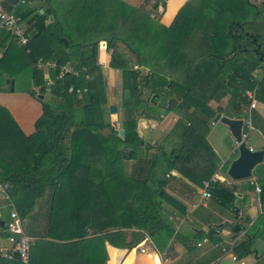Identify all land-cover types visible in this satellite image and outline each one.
<instances>
[{
  "label": "trees",
  "instance_id": "trees-1",
  "mask_svg": "<svg viewBox=\"0 0 264 264\" xmlns=\"http://www.w3.org/2000/svg\"><path fill=\"white\" fill-rule=\"evenodd\" d=\"M42 1V12L36 10L26 28L31 31L28 53L24 47L17 48V53L9 30L0 28V91L9 90L5 80L17 79L19 84L13 91L39 100L41 110L33 124L30 145L20 131L14 133L17 125L0 106V183L6 184L8 199L21 222L46 188H52L50 195L56 198L59 204L55 208L60 211L52 208L47 220L53 231L47 235L63 241L53 243L63 260L80 258L81 264H102L104 241L130 249L146 237L153 250L160 252L174 233L160 211L163 201L175 203L163 190L166 175L174 169L201 185V180L209 179L215 170L216 157L205 135L221 108H213L208 102L227 96L228 105L238 108L248 103L243 95L247 89H254V99L264 102V72L259 80L253 75L264 66V2L186 0L165 26L123 0H69L63 6L58 0ZM2 4L22 19L27 15L14 11V6L4 0ZM151 8L161 14L165 0H155ZM34 35L41 39L33 45ZM60 37L66 38V45ZM100 41L110 49L109 67L120 70L121 87L127 95L122 103L121 137L106 117L104 84L96 70L100 66L95 49ZM116 42L128 54L118 51ZM102 48L100 60L105 56ZM38 56L54 61L57 67L70 62L78 73L58 79L54 71H49L53 84L47 87L42 71L35 68ZM129 56L133 57L134 68ZM81 65L88 67L89 77L79 71ZM141 67L149 71L148 75L141 74ZM145 86L158 96L155 103L140 99ZM46 93V100L39 98ZM165 100L177 108L176 141L172 136L168 148L157 143L152 146L157 151L146 155L142 151L149 145L142 143L137 133V118H154L155 109L150 105L161 107ZM102 129L108 131L105 136L99 132ZM130 159H135V166L129 175L122 162ZM12 160L21 164L7 170L6 162ZM117 160L121 168L111 171V164ZM252 174L263 207L264 162ZM217 189L226 193L224 202L228 205L233 187L225 189L211 181L209 192L216 193ZM258 224H263L260 218L250 226L255 229ZM232 228L237 230L238 226ZM175 237L188 249L195 244L188 237ZM246 241L233 248L236 258L247 254ZM32 247L29 245L25 264H32ZM0 264L23 263L15 254L9 260L0 258Z\"/></svg>",
  "mask_w": 264,
  "mask_h": 264
},
{
  "label": "crops",
  "instance_id": "crops-1",
  "mask_svg": "<svg viewBox=\"0 0 264 264\" xmlns=\"http://www.w3.org/2000/svg\"><path fill=\"white\" fill-rule=\"evenodd\" d=\"M4 1L13 5L14 11L27 13L25 18H23V26L25 30L30 26V23L32 22L31 18L35 11L40 9V12H42V9L39 8L43 2L42 0H16L14 3H11L7 0ZM130 1L131 0H126V2ZM185 1L186 0H183L175 6L173 13L168 19L163 18L165 11L164 9L160 14L159 22L165 26L169 25V21L172 20L174 14L176 13V7L181 6ZM138 3H140V0H138ZM3 6L2 0H0V10H5ZM10 12L14 13L12 11ZM26 33H28L30 40L31 31L27 32L26 30ZM10 35L12 34L10 33ZM15 44V48H19L17 43ZM0 57H2L1 50ZM262 69L263 68L258 70L256 69L253 72L254 77L258 80L261 79ZM5 83H8V81L5 80ZM12 87L14 89L15 85L12 84ZM13 89L11 91H13ZM11 91H0V94L4 93L5 95ZM23 93L26 94V97H24L22 100L19 99L21 102L20 105L0 102V106L8 111L12 120L23 132V134L24 132L30 134L34 131V128L31 132H28L26 128L29 126V123L27 121L28 124L25 125L24 121L25 110L27 109L25 107H30V104L32 106L30 101L31 96L25 92ZM219 101L215 102L211 100L208 102V105L213 108L215 106L220 107ZM226 102L228 104L227 97ZM248 106L249 104L247 103L245 105L240 104L238 108L228 107L229 113L225 116L228 118H240L243 121L249 119L250 127L245 129L243 126V130L245 129V137L243 140L245 142V139L248 135L247 130L251 128L256 135V139L251 143L245 142V144L253 150L259 148L263 149L264 102L254 99V107L248 109ZM40 112L41 110L39 111V114ZM222 113L223 112L221 111L219 115H223ZM246 113L248 118L244 119L243 114ZM38 116L39 115L37 114L36 118ZM210 125H213V121H210L208 127ZM208 132L205 135V140L213 151L215 157L220 159V163H216L215 170L209 179L212 181H217L219 186L222 188L229 189L230 187H233V198L231 199L230 203L227 205L226 202H224L226 193L222 189H217L219 191L216 193L212 192L211 194L210 192V196L208 198H201L202 181H204L203 179L201 180V185H196L186 179L176 170L171 169L166 175V181L163 190L164 193L175 203L172 204L166 200L163 201L160 211L172 225L173 232H176L175 235L178 234L180 237L182 236V239L188 237V239H190V241L194 242L195 244L191 246L190 249L186 248L180 240L176 239L174 233L167 242L165 248L160 252L153 250L152 242L148 237L130 249L116 248L107 241H104V256L102 264H123L124 262H127V264H221L222 260L230 259V254H234L233 248L238 243L245 240H247L246 247L248 252L246 255L237 258L236 261H238V264L244 261V257L251 254L255 258L264 256V252L258 254V252L255 250L256 246H264V226H262L264 224V206L262 207L260 205L257 193L254 192L248 179L232 181L226 176L225 172L227 165L230 160L236 156L235 145L232 146L233 148L229 152L223 153V151H221V153H219L217 150L220 148L216 146V141L215 145L209 141ZM228 144L230 145L229 142ZM13 149L15 151L17 148ZM14 151L11 150V152ZM232 153H234V156L229 158ZM6 159H8V157H6ZM6 163L8 165V170L18 167L21 164V161L12 160V162L7 161ZM0 164L2 166V161ZM223 166L224 169H222ZM199 169L201 170V167H199ZM42 197H44V195ZM41 200V197L36 199L34 207L27 217L30 220V225L25 227L27 237L30 240L29 245L33 246L31 248L32 264H81L80 258H69V261H66L63 260L64 257H60V251L59 249H56L57 247H55L56 245L54 246L53 243H63V241L51 238L47 235V232L50 230L53 231V229H49L48 220H45L47 207L44 203L40 202ZM3 202V200H0L1 204H4ZM6 213L7 209L5 208L4 204L0 208V220L4 221ZM27 218H25V220ZM258 218H260V223L263 224H258L257 228L254 230L250 225L255 219ZM25 220L23 222H25ZM37 220L40 222L39 227L36 226V223H38ZM209 225L211 228H209ZM235 225L238 226L237 230L232 228ZM213 226L215 227L213 228ZM57 228H60V226ZM57 228L55 230H57ZM5 241L6 232L4 231L2 225L0 226V249L8 247L7 244H5ZM252 241L253 244L251 245ZM253 245L254 247L252 248L251 246ZM219 246H226L225 248L227 249V252L222 254L220 252V254L215 253V249L219 248ZM140 247L143 249L142 252L138 251ZM130 251H133L132 255H130ZM220 251H223L222 247L220 248ZM0 258L4 259L1 256Z\"/></svg>",
  "mask_w": 264,
  "mask_h": 264
},
{
  "label": "rangeland",
  "instance_id": "rangeland-1",
  "mask_svg": "<svg viewBox=\"0 0 264 264\" xmlns=\"http://www.w3.org/2000/svg\"><path fill=\"white\" fill-rule=\"evenodd\" d=\"M68 1L69 0H58V2L60 3L61 6L65 5ZM154 1L155 0H140V3H138V0H135V1L131 0L130 2H126V0H124L125 3L132 5L133 7H137L138 9H140L144 12H147L150 15V17L160 21V14H157V12L151 8V4ZM181 1H183V0H165V3H166L165 6L166 7L164 8L165 9L164 16L168 13V11L171 8H175V6ZM250 1L256 5L264 2V0H250ZM130 3H132V4H130ZM181 6H177L175 11L177 12V10ZM158 10H159V8H158ZM39 12H40V9H39ZM172 13H173V11L171 9L169 16ZM60 14H61V17H62V15H64L63 12H60ZM164 16H163V18H164ZM63 20H65V19L63 18ZM171 21H169V22H171ZM253 28H254V26H252L250 28V30L252 31ZM73 37L76 39L77 35H73ZM37 39L38 40L41 39V36L40 35H34L33 39H31V42H32L31 44H33V45L36 44ZM101 47H103L102 49H103L105 56L103 59L100 60L99 51H100ZM115 47L118 51L127 53V50L125 49V47L121 43L116 42ZM15 51H17V53H19L17 48H15ZM37 51L41 52V49H37L36 52ZM95 53H96V63H97V65L100 66L99 69H96V70L99 71L100 76H101L102 81H103V84H104L103 85V94H104V100H105V106L104 107H105V111H106V115H107L106 117L108 118V120H109L110 124L113 126V128L118 130L121 127V122L124 118V115H123L124 111L122 109V103L127 98L126 92H124L122 90V87H121L120 70L113 69V68L109 67L110 49H107L105 47V44L104 45L101 44V41L98 42L96 49H95ZM38 57L42 61L49 60V59H42V57H40V56H38ZM128 59H129L130 65L132 66L133 61H134L133 57L129 56ZM49 61H52V60H49ZM64 65H69L71 67L72 63L67 62ZM132 68H134V65L132 66ZM260 68H263L261 70V73H263L264 72V66H259L257 68V70ZM87 70H88V67L82 66V65L79 66V71L84 73L85 78L89 77ZM75 71L78 73V70H75ZM140 71H141L142 75H148L147 72H149L146 68H143V67H141ZM42 73H43V71H42ZM1 79L3 81V77ZM1 79H0V84H2ZM149 79H150V77H149ZM11 80L14 81L13 84L15 86H17L19 84V81L17 79L12 78ZM43 80H44V78H43ZM35 90H36V88H35ZM25 95L26 94H24L23 92H18L15 90L8 92L5 95H4V93H1L0 94V102L20 105L21 102L19 101V99L22 100L24 97H26ZM48 97L49 96L47 93H46V95L42 96L43 100H46ZM76 97L78 98L79 95L77 94ZM226 97L227 96H225L224 98H222L219 101L221 111L223 112L222 114L224 116L228 115V113H229L228 107H231L230 105L227 104ZM140 99L144 102L153 101L155 103L159 98L156 94H154L151 91V88L149 86H145L142 89V93L140 94ZM30 101L32 103V106L30 104V107L29 106L25 107L27 109L25 110V121H24L25 125H27L29 123L28 124L29 126L26 128V130L28 132L29 131L31 132L33 130V121L36 118L37 114L39 115V111H40V108H39L40 101L37 100L36 98H33V97L30 98ZM109 105L114 106V112L109 113V110H108ZM212 105H214V104H212ZM140 106L141 105H139V108H138L139 110L142 109ZM150 106L155 109V113L152 115H156V116L154 118H150V119H147V118L144 119L143 116H140L137 118V122H136V130H137L138 135L142 139V143H146L149 145L147 147V149H145V151H142V152H145L146 155L154 154L157 151V149L155 147H152V146L156 145L157 143H164L165 147L168 148L169 145H171V143H172L171 142L169 144L168 140L171 139L172 136L174 138L173 142L176 141L177 137H176L175 132H174V130H175L174 129V123H175L176 119L179 117L176 114L177 108H176L175 104L171 105V102L169 100H165L164 105H162L161 107H157L155 104H151ZM243 118L244 119L248 118L247 113L243 114ZM27 121H28V123H27ZM16 129H17V132L20 131L23 134V132L19 128H15L14 133L17 134ZM243 131H245V130H242V134H243ZM247 131H248V135H247V138L245 139V142L251 143L253 140L256 139V135H255L253 129H251V128ZM99 132L103 136H105L108 133L107 129H102ZM23 135H24L23 140L29 141L28 144L31 145V141L33 138L31 133L28 134V133L24 132ZM208 139L214 145H215V141H216V143H217L216 146L218 148H220L217 150V151H219V153H221V151H223V153L229 152L233 148L232 146L235 145L234 144L235 142L232 139V137H231L229 131L227 130V128L225 127V125L220 123L218 120L213 121V125L209 126ZM228 142L230 143V145L228 144ZM170 149H172V148H170ZM263 150H264V148H263ZM233 156H234V153H232L229 156V158H232ZM216 161H217V164L220 163V159L216 158ZM122 163H123L122 165L124 166L125 172L130 175L131 171L134 169V166H135V159L125 160ZM119 168H121V162L119 160H117V162H115V163H112L110 166L111 171L115 170V169H119ZM222 169H224V166ZM51 189L46 188L45 193H44V197H41L42 200L40 201V202L44 203L47 207L46 208L47 209L46 210V217L47 218L45 217V220L48 219V216L51 213L52 208L59 210L58 208H55L59 204L56 202V198H54V197L52 198V194L49 195V193L51 192ZM45 194H46V196H45ZM48 195H49V198H48ZM59 213L60 212H58V215H59ZM37 222L38 223H36V226L39 227L40 222L38 220H37ZM28 225H30V220L27 218L25 220V222H23V228H24L23 231H24L26 236H27V233H26L25 227H28ZM5 244H7V246H9V243L7 242V240L5 241ZM252 244H253V241H252L251 245ZM221 247L223 248V251H220ZM225 247L226 246H219V248L215 249V253H217V254L221 253L222 254V253L227 252V249ZM251 247L253 248L254 245ZM255 250L258 252V254H261L262 252H264V246H261V247L256 246ZM138 251H139V249H138ZM243 260H244L243 261L244 264H264V258L260 261V260H257V258H255L252 254L244 257ZM222 262H221V264H238V261H232L231 259L222 260Z\"/></svg>",
  "mask_w": 264,
  "mask_h": 264
},
{
  "label": "built area",
  "instance_id": "built-area-1",
  "mask_svg": "<svg viewBox=\"0 0 264 264\" xmlns=\"http://www.w3.org/2000/svg\"><path fill=\"white\" fill-rule=\"evenodd\" d=\"M0 28L9 30L15 43H17L19 47H24L25 53L29 52V48L27 47L29 43V35L26 33L23 26V19L20 16L6 10H0ZM35 68L43 71L42 75L45 86L47 87L53 84V81L49 76V71H54V78L58 79L63 78L67 74L73 76L77 75V72L72 66L70 67L69 65L63 64L57 67L54 61H42L40 58L36 59ZM67 90L71 91V87H67ZM76 91L78 92V90ZM243 95L248 100V109L254 107V89L245 90ZM243 126L244 128L250 127L249 119L243 121ZM242 135L244 138L245 134L243 133ZM248 180L252 185L254 192L258 193L259 187L257 185L256 177L252 174ZM211 181V179L202 181L201 198H208L210 196L209 187ZM5 188L6 184H0V200L4 201L3 203L7 209L6 217L3 221V228L6 232V240L8 241L9 246L7 248L0 249V256L9 260L16 254L19 261L25 264L28 257L29 238L23 231L22 222L9 201ZM4 204L0 203V208ZM139 251L142 252L143 249L140 247ZM230 259L232 261L237 260L233 253L230 254ZM239 264H243V262H240Z\"/></svg>",
  "mask_w": 264,
  "mask_h": 264
},
{
  "label": "water",
  "instance_id": "water-1",
  "mask_svg": "<svg viewBox=\"0 0 264 264\" xmlns=\"http://www.w3.org/2000/svg\"><path fill=\"white\" fill-rule=\"evenodd\" d=\"M11 3H14L16 0H7ZM64 45H66V38L60 37ZM101 44L104 45V42L101 41ZM9 83V90L13 89L12 84L13 80H7ZM39 98H42V95H39ZM109 113L114 112V106L109 105ZM218 120L220 123L226 125L228 131L235 142L236 156L230 160L226 168V176L232 180H246L249 179L252 175V170L259 164L263 163L264 150L259 149H250L243 140L242 130H243V120L240 118H228L224 115L215 114L212 118V121ZM118 135L122 136V129H118ZM172 152V149L169 150V153ZM3 225V221L0 220V226Z\"/></svg>",
  "mask_w": 264,
  "mask_h": 264
},
{
  "label": "clouds",
  "instance_id": "clouds-1",
  "mask_svg": "<svg viewBox=\"0 0 264 264\" xmlns=\"http://www.w3.org/2000/svg\"><path fill=\"white\" fill-rule=\"evenodd\" d=\"M244 133V132H243ZM245 134V133H244Z\"/></svg>",
  "mask_w": 264,
  "mask_h": 264
}]
</instances>
